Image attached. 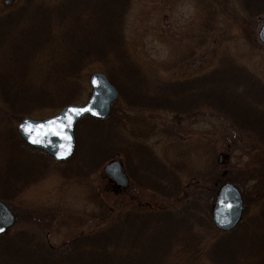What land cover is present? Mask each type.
Here are the masks:
<instances>
[{"label": "rangeland", "instance_id": "rangeland-1", "mask_svg": "<svg viewBox=\"0 0 264 264\" xmlns=\"http://www.w3.org/2000/svg\"><path fill=\"white\" fill-rule=\"evenodd\" d=\"M246 3L264 9V0H0V199L15 215L0 264H87L95 254L102 264H262L264 129L243 130L227 112L246 104L264 118V96L251 95L264 89L261 18ZM115 11L121 26L109 30ZM94 71L119 96L105 119L79 121L70 160L17 146L21 118L83 104ZM198 77L199 95L185 87L190 113L169 110L181 98L170 87ZM113 159L127 188L103 173ZM223 183L243 202L235 235L210 220ZM176 190L182 199L168 197ZM178 207L184 218L172 219ZM98 232L107 243L90 240Z\"/></svg>", "mask_w": 264, "mask_h": 264}, {"label": "water", "instance_id": "water-1", "mask_svg": "<svg viewBox=\"0 0 264 264\" xmlns=\"http://www.w3.org/2000/svg\"><path fill=\"white\" fill-rule=\"evenodd\" d=\"M257 37L264 44V15ZM87 82L91 86V91L85 104H68L55 115L41 120L23 117L16 125L19 136L29 145L44 150L55 160L62 161L69 158L74 149L73 129L76 122L85 115L95 119H104L110 111L111 102L116 99L118 94L114 86L101 72L90 73ZM72 109H79V114L70 111ZM66 115L72 117L71 127H67ZM57 125L62 128L60 135L48 131L49 128H55ZM25 129L30 130L26 131ZM33 139L39 142L34 143ZM103 170L118 186H128L119 160L110 161ZM241 209L242 200L238 190L231 183H223L218 188L214 198L210 213L211 222L217 229L228 231L237 224ZM14 222V214L0 200V229H2L0 234L4 233Z\"/></svg>", "mask_w": 264, "mask_h": 264}, {"label": "trees", "instance_id": "trees-1", "mask_svg": "<svg viewBox=\"0 0 264 264\" xmlns=\"http://www.w3.org/2000/svg\"><path fill=\"white\" fill-rule=\"evenodd\" d=\"M120 2V1H119ZM109 5H111V4H109ZM114 5V4H113ZM247 3H246V10H245V14L246 15H248V17H259L261 14H263L264 13V9H262V10H259L258 12H254V10H253V3H250V10L249 11H247ZM103 6H104V4H103ZM116 13H118V14H120L119 16H117V17H114V18H112L111 20H110V22H109V16H108V18H107V20H108V23H107V25H109V30H111V28H113L112 26L114 25L115 26V24H116V22L118 21L119 23H120V26H121V20H122V17H121V15H122V11H115ZM87 55H91V49H90V51L88 52V54ZM90 58V57H89ZM89 62H91V59H89ZM233 68L235 69V68H237V66L235 65V66H233ZM234 69H232V71L234 72V73H236V70H234ZM226 70H228V69H226ZM237 72H239V71H237ZM223 74H224V76H225V78H226V76H228L229 74H230V70L229 71H225V72H222ZM250 76H251V74H250ZM201 77H203V76H201ZM253 77V76H252ZM199 79H200V77H198V78H195V79H189V80H186V81H188V82H185V83H182L183 84V86L180 84V83H178V84H176V86H174V85H172L171 87H170V84H169V87H170V89H171V92H173V91H177V92H179L178 94L179 95H181V98H176L175 96H171L172 98L170 99V102H169V110L170 109H172V110H174L176 113L177 112H180V113H190L189 111L191 110V108L193 107V102L189 99V97H191V96H189V89L191 88V91L192 92H196V93H198L200 90H202L203 89V82L201 81V82H199ZM194 80H196V83L194 82ZM189 81H191V83L189 82ZM253 82L254 81H251V84L249 83L248 84V87H249V85L252 87H254V86H256L255 84L253 85ZM220 83V82H219ZM218 83V84H219ZM214 86H217L216 84L214 85ZM185 87H190V88H185ZM245 87H247V86H245ZM244 87V88H245ZM5 88V87H4ZM194 88H196L195 90H194ZM214 88H216V87H214ZM168 91H170L169 89H167ZM257 90H259V91H257ZM257 90H255V91H252L251 92V95H252V98L254 97V98H257V99H261L263 96H264V89L262 88V89H257ZM170 94H172V93H170ZM262 94V95H261ZM198 95H199V93H198ZM204 97V99L205 100H208L211 104L213 103V101L215 100V98H217V95L215 94V93H209V94H206V95H204V96H202V98ZM199 98V97H198ZM192 99V98H191ZM202 101V103H204L205 104V101L204 100H201ZM235 102V101H234ZM233 102V103H234ZM162 102L159 100V102H158V105H160ZM221 104V103H220ZM228 104L231 106V103L230 102H228ZM243 104V103H242ZM244 106H239V107H237V108H232V109H228L227 110V112H230L231 113V115H232V119L235 121V120H237V121H240L241 122V127L243 128V130H245V129H247L248 127H250V129L251 130H254V133H257L260 129H264V118H262V117H257L256 115L254 116V115H252L253 113H252V110H253V108H251L250 109V111H249V109H246L247 108V106H245L246 104H243ZM242 107V108H241ZM240 109V110H239ZM187 111V112H186ZM221 112L223 113L224 112V110L222 109L221 110ZM224 115H226L227 116V114L226 113H223ZM253 123V125H254V128L252 127V126H250L251 124ZM79 126V125H78ZM258 134V133H257ZM18 147H21V146H24V144L21 142V141H19V144L17 145ZM30 151H32L31 152V154L32 155H40V156H42V157H44L45 156V154L44 153H42L41 151H33V150H30ZM75 155V154H74ZM85 163H86V161H85ZM175 193H177V195L175 194ZM175 193L174 194H171L170 196L168 195V197H175L176 196V198H178V200L181 198L182 199V197H180V196H184L183 194L181 195V194H179V192H177V190L175 191ZM180 197V198H179ZM173 201V200H172ZM173 203V202H172ZM174 211L172 212L173 213V216H172V219H176V218H178V217H182L183 216V210H184V208L183 207H181V208H177V209H173ZM182 218H184V217H182ZM165 219H167L168 220V222L170 223V217H169V214L167 215L166 214V217H165ZM166 221V220H165ZM156 226H159V227H161V225H163L162 223L161 224H159V223H156L155 224ZM160 229H162V228H160ZM159 229V230H160ZM260 231V230H259ZM228 234H233V235H235L236 234V231H229V232H227ZM108 235V233L104 236V235H102V232H98V233H94V234H92L91 236H90V240H92L93 242H95V243H97V244H100V243H102V242H105V243H107V241H105V239L106 240H109L108 238H109V235ZM246 236V235H245ZM241 240H243V237H242V239ZM111 241V240H110ZM244 241V240H243ZM213 243H215V241L213 242ZM243 244L245 245V248H246V245L247 246H251L248 242H243ZM1 247H3V246H1ZM0 247V248H1ZM34 247H35V250H34V253L35 252H37L38 250H42V249H40L39 247H37V246H35L34 245ZM111 247H113L114 249L116 248V245L112 242V245H111ZM231 247V246H230ZM37 248V249H36ZM210 249V248H209ZM2 252H4L5 253V251H2ZM55 254V253H54ZM43 255L44 256H42L43 257V260H52V258H57V257H54V256H57V255H52L51 253H46L45 251H44V253H43ZM102 256H103V254H102ZM2 257H3V255L1 254V251H0V262H1V260H2ZM87 260V264H102L101 263V261H100V257H98L96 254L95 255H90L89 257H87L86 258ZM69 261H72V260H69ZM51 263H53V262H51ZM56 263H57V261H56ZM72 263H73V261H72ZM220 263V262H219ZM262 264H264V261H262Z\"/></svg>", "mask_w": 264, "mask_h": 264}, {"label": "snow or ice", "instance_id": "snow-or-ice-1", "mask_svg": "<svg viewBox=\"0 0 264 264\" xmlns=\"http://www.w3.org/2000/svg\"><path fill=\"white\" fill-rule=\"evenodd\" d=\"M72 112H75L77 115L79 114L80 110L79 109H72L70 110ZM65 119L67 120V127H71L72 124V117L70 115H66ZM26 131H29L30 129H25ZM48 131L52 134L60 135L62 132L61 126L57 125L55 128H49ZM67 139V137H65ZM34 143H38L39 141L36 139H33ZM2 230V229H0Z\"/></svg>", "mask_w": 264, "mask_h": 264}, {"label": "bare ground", "instance_id": "bare-ground-1", "mask_svg": "<svg viewBox=\"0 0 264 264\" xmlns=\"http://www.w3.org/2000/svg\"><path fill=\"white\" fill-rule=\"evenodd\" d=\"M76 123H77V122H76ZM77 128H79V126H77V127L74 126V130H75V131H76ZM74 130H73V132H74ZM76 136H77V134L74 133V141H76ZM71 155H72V154H71ZM71 155H70V157H71ZM69 160H70V159H69Z\"/></svg>", "mask_w": 264, "mask_h": 264}]
</instances>
